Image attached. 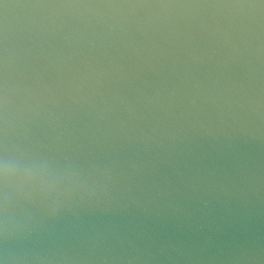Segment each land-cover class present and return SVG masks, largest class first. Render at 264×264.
I'll list each match as a JSON object with an SVG mask.
<instances>
[{
	"label": "water",
	"instance_id": "water-1",
	"mask_svg": "<svg viewBox=\"0 0 264 264\" xmlns=\"http://www.w3.org/2000/svg\"><path fill=\"white\" fill-rule=\"evenodd\" d=\"M235 2L4 0L9 149L96 179L28 248L264 264V8Z\"/></svg>",
	"mask_w": 264,
	"mask_h": 264
},
{
	"label": "clouds",
	"instance_id": "clouds-1",
	"mask_svg": "<svg viewBox=\"0 0 264 264\" xmlns=\"http://www.w3.org/2000/svg\"><path fill=\"white\" fill-rule=\"evenodd\" d=\"M9 95L5 82L4 120L7 129ZM96 179L72 163L46 155L13 152L8 131L0 151V264H50V258L25 242L50 228L65 211L95 195Z\"/></svg>",
	"mask_w": 264,
	"mask_h": 264
},
{
	"label": "snow or ice",
	"instance_id": "snow-or-ice-1",
	"mask_svg": "<svg viewBox=\"0 0 264 264\" xmlns=\"http://www.w3.org/2000/svg\"><path fill=\"white\" fill-rule=\"evenodd\" d=\"M0 5L7 8L9 5L0 0ZM135 6H145L144 3ZM231 6H247V7H262L264 8V0H236ZM5 82H6V62L0 58V151L4 148V142L7 134V129L4 120L5 112Z\"/></svg>",
	"mask_w": 264,
	"mask_h": 264
}]
</instances>
